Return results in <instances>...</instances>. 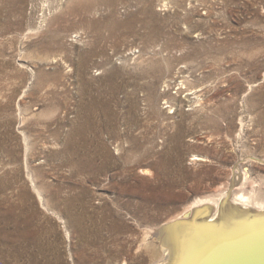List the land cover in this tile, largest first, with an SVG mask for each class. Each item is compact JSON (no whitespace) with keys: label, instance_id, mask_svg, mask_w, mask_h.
Returning a JSON list of instances; mask_svg holds the SVG:
<instances>
[{"label":"rangeland","instance_id":"1","mask_svg":"<svg viewBox=\"0 0 264 264\" xmlns=\"http://www.w3.org/2000/svg\"><path fill=\"white\" fill-rule=\"evenodd\" d=\"M240 195L264 205V0H0V200L38 232L7 236L25 257L168 264L163 228Z\"/></svg>","mask_w":264,"mask_h":264},{"label":"bare ground","instance_id":"2","mask_svg":"<svg viewBox=\"0 0 264 264\" xmlns=\"http://www.w3.org/2000/svg\"><path fill=\"white\" fill-rule=\"evenodd\" d=\"M94 160L90 157L89 168L93 167ZM109 162L107 156L99 171H103ZM234 199L236 205L225 197L216 207L207 200H198L189 210L192 214L187 215V212L184 219L172 220L162 229L165 239L160 249L154 247L152 253L162 255L167 249L170 258L169 262L165 260L168 264H264V205L258 204L253 210L249 197L240 195ZM2 203L0 200V264H64L63 257H57L56 261L49 252L46 260L34 256L27 258V244L8 243L7 236L10 239L17 237L24 243L33 237L34 243L40 246L38 232L27 213L14 216L16 212H10L11 217L6 220ZM240 203L243 208L238 207ZM20 209L25 208L20 206ZM13 224L15 230L8 233L6 225ZM46 251L44 248L43 252Z\"/></svg>","mask_w":264,"mask_h":264}]
</instances>
